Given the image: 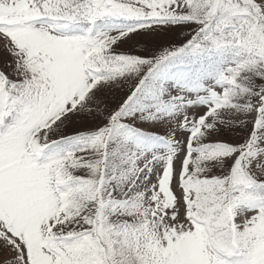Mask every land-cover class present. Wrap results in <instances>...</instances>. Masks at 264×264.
I'll return each instance as SVG.
<instances>
[{
  "label": "snow or ice",
  "instance_id": "snow-or-ice-1",
  "mask_svg": "<svg viewBox=\"0 0 264 264\" xmlns=\"http://www.w3.org/2000/svg\"><path fill=\"white\" fill-rule=\"evenodd\" d=\"M0 264H264V0H0Z\"/></svg>",
  "mask_w": 264,
  "mask_h": 264
}]
</instances>
